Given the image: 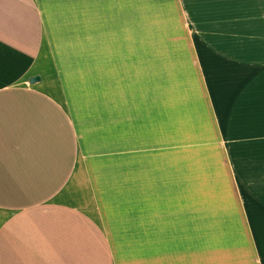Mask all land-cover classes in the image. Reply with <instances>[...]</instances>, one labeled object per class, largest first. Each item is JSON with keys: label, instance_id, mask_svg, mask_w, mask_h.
<instances>
[{"label": "crops", "instance_id": "crops-1", "mask_svg": "<svg viewBox=\"0 0 264 264\" xmlns=\"http://www.w3.org/2000/svg\"><path fill=\"white\" fill-rule=\"evenodd\" d=\"M0 264H264V0H0Z\"/></svg>", "mask_w": 264, "mask_h": 264}, {"label": "water", "instance_id": "water-1", "mask_svg": "<svg viewBox=\"0 0 264 264\" xmlns=\"http://www.w3.org/2000/svg\"><path fill=\"white\" fill-rule=\"evenodd\" d=\"M38 79H39L38 76H34V77L31 78V81H36V80H38Z\"/></svg>", "mask_w": 264, "mask_h": 264}]
</instances>
